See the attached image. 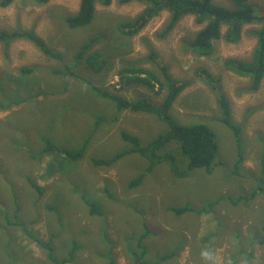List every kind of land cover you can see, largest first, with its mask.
Returning a JSON list of instances; mask_svg holds the SVG:
<instances>
[{
	"label": "rangeland",
	"instance_id": "obj_1",
	"mask_svg": "<svg viewBox=\"0 0 264 264\" xmlns=\"http://www.w3.org/2000/svg\"><path fill=\"white\" fill-rule=\"evenodd\" d=\"M80 1L13 0L6 7L0 5V28L35 30L50 47L66 55L68 65H73L72 57L85 43L100 39L93 50L108 58L107 71L95 75L79 67L75 72L130 100L141 94L155 102L163 99L164 93L157 94V87L123 89L117 74L122 61L138 62L155 51L158 60L170 66L175 79L188 83L176 99L172 114L182 124L199 119L214 130L219 146L218 165L210 175L198 169L186 177L174 178L169 167L160 164L140 186L128 189L130 181L148 166L145 158L129 154L113 166L99 167L92 158H110L128 150L130 146L122 139V131L135 134L147 145L167 131L168 125L152 115L131 111L111 123L115 112L112 102L98 98L85 81L49 73V69L62 67L58 60L45 56L27 40L12 42L8 51L0 44V102L9 100L14 104L23 91L27 93L24 104L0 111V207L6 210L5 213L0 208V264H51L48 248L43 245H51L55 255L62 258L68 257L74 242L81 248L71 264H110L111 258L115 264H136L126 244L136 245L138 237L147 231L146 264L155 263L184 240L179 255L164 264H264V245L256 240L257 245L250 247L251 240L264 238V194L247 200L257 189L258 179L264 176V79L253 91L249 89L250 78L238 76L224 66L227 58H252L257 41L252 32L258 26H246L236 43L216 41L214 54L199 56L184 46L203 28L194 16L182 18L170 33L159 38L170 17L164 10L129 36L126 32L132 29L130 22L145 5L113 0L109 6L97 5L90 25L70 29L64 19L77 12ZM249 1L264 12V0ZM214 2L233 7L232 0ZM227 30L224 26L222 34ZM31 65L43 69L26 76L20 74L21 67ZM143 66L154 67L150 62ZM201 69L220 79L221 93L230 104L233 121L241 128L240 163H236V136L219 121L222 112L217 93L197 75ZM99 115L106 122L94 131ZM88 136L84 158L67 162L62 171L59 170L64 156L60 153L45 154L42 160L30 159V154H39L45 139L63 149L75 150ZM169 148L176 152L178 163L185 164L174 145ZM229 170L235 172V180ZM29 179L37 182L44 193L35 191ZM83 196L99 202L105 215L91 217ZM220 197L208 214L193 211L178 215L171 209L207 208ZM7 216L10 222L19 221L24 226L9 224Z\"/></svg>",
	"mask_w": 264,
	"mask_h": 264
},
{
	"label": "trees",
	"instance_id": "obj_2",
	"mask_svg": "<svg viewBox=\"0 0 264 264\" xmlns=\"http://www.w3.org/2000/svg\"><path fill=\"white\" fill-rule=\"evenodd\" d=\"M38 1L39 3H46L49 0ZM112 1L113 0H81L77 12L65 17V24L70 29L86 27L93 21L97 12V5L109 6ZM133 1L141 2L145 7L143 11L130 22V27H132V29L126 32L129 36L138 33L152 18L158 16L164 10L170 13V17L167 25L164 27L165 29L158 35L159 38H164L165 35L170 33L182 18L186 16H194L196 23L203 24V28H201L192 39L186 41L184 46L188 51L199 56H211L214 54L216 41L224 39L227 42L236 43L241 39L242 31L246 26H258V29L252 32L257 40L252 53V58L249 61L227 58L224 61V66L238 76L250 78V90L254 91L259 88L264 79V12L260 11L253 2H250L249 0H232L233 7L217 4L214 0H119V3L126 4ZM12 2L13 0H1L0 5L6 7ZM224 26H227L228 30L223 35L222 28ZM103 33L107 36L105 32ZM17 40H27L31 42L45 56L62 63V67L59 69H49L51 75L70 76L71 78L85 81L92 88L91 91L94 92L98 98L112 102L115 112L110 121L111 123L118 122L123 113L131 111L152 115L159 121L168 125L167 131L157 135L147 145H143L141 139L135 134L122 131V139L130 146L128 150L120 151L110 158H92V163L97 167L113 166L122 157L129 154H139L145 158L148 161V166L136 179L130 181L127 187L128 189L140 186L146 176L152 173L155 167L160 164H166L169 167L170 174L174 178L186 177L189 173L198 169L205 170L209 175L214 172V169L218 165L216 163V158L219 150L216 141V134L208 124L201 122L203 120L199 121V119H197V121L182 124V122L174 117L172 114L173 105L180 94L186 89L188 83L175 79L171 74L170 66L168 64H162V62L158 60L155 51H150V56H148V58L138 62L128 60L122 61V68L117 74L119 75L123 89L130 86H145L149 89H155L157 87V94L164 93V97L160 102H155L148 96L142 94L138 96L137 99L130 100L121 94L93 84V82L75 72V69L79 67L80 69L84 67L88 69L90 73H94L95 75L107 71V68L109 67L108 58L103 55V52L101 53L98 50H93L95 44L100 39H91L85 43L72 57L73 65H68L66 55L55 48L50 47L47 42L35 32V30L19 27L12 31H8L0 28V44H3L6 47V50L12 42ZM7 53L8 52H6V54ZM144 62H150L154 67L150 68L143 66ZM45 67L48 68L50 66ZM39 68L43 69L42 67H36L35 65L24 66L21 67L19 71L21 75L26 76L36 70H40ZM196 73L203 78L207 84L212 86L217 93L218 102L222 112L219 121L234 132L239 155V159L236 163H240L242 159L240 158L242 155L240 136L241 128L233 121L230 104L221 93L220 79L214 77L207 69L198 70ZM67 89L68 85L65 83L64 92H67ZM26 96L27 93L25 90L19 96L18 102L14 104H11L9 100L0 102V111H9L12 107L24 104L26 102ZM35 96L38 97L39 95ZM103 122H106L105 117L102 115L97 116L93 130L96 131ZM89 141L90 136L85 138L79 148L69 150L61 148L51 139H45V146H40L39 154L35 157H32L34 156L33 154H30L29 156L30 159L38 157L39 160H42L44 159L43 156L45 154L60 153L64 156V161L59 170L62 171L63 166L67 162L77 161L84 158ZM172 144L174 145V148L178 150V153L180 152L182 157L186 160L185 164L178 163L177 157L174 154L176 152L171 151L169 148ZM23 150L25 151V146H23ZM262 172L264 174V164ZM228 173L232 175L231 179L235 180V177H233L235 172L229 170ZM29 183L39 194L44 193L43 188L34 180L29 179ZM257 184V189L250 194V198L247 200H254L258 193L264 194V176L258 179ZM112 192L115 191H109V193ZM82 198L91 217H102L105 215L104 209L99 202L86 196H83ZM221 199L222 198L220 197L216 199V201L209 203L207 208L172 207L171 209L178 215L193 211L199 214H208L212 212L214 205ZM239 199L241 200L242 196L239 197ZM0 208L6 213L4 207ZM52 210L55 211L54 209ZM6 220L11 225L24 226V223L19 221L10 222L8 216L6 217ZM24 230L26 229L24 228ZM261 230L264 234V222ZM148 235L149 231H147L146 234L140 235L137 239L136 245H129L128 242L126 244L127 251L130 253V256L135 259L136 264H146L144 257L149 253ZM238 239L240 241L242 238L239 236ZM256 240L257 244L264 245V238L254 239L251 240L250 247H253L256 244ZM184 242L180 243L172 252L164 254L159 257L155 263L151 264H164L177 257L180 253V247ZM239 244L240 250L244 251L242 243L239 242ZM43 246L48 248L47 257L53 264H71L76 252L81 248L78 243L74 242L72 249L68 251V257L59 258L53 254V248L51 245L45 244ZM250 251L251 248L249 252ZM251 255L250 252L249 257ZM110 264H115L113 258H111Z\"/></svg>",
	"mask_w": 264,
	"mask_h": 264
},
{
	"label": "clouds",
	"instance_id": "obj_3",
	"mask_svg": "<svg viewBox=\"0 0 264 264\" xmlns=\"http://www.w3.org/2000/svg\"><path fill=\"white\" fill-rule=\"evenodd\" d=\"M52 252H53V249H52ZM53 254L55 255V253L53 252ZM56 256V255H55ZM57 257V256H56ZM48 258V257H47ZM60 258V257H59ZM63 258V257H62ZM64 258H65V256H64ZM50 261V260H49ZM51 262V261H50ZM51 264H53L52 262H51Z\"/></svg>",
	"mask_w": 264,
	"mask_h": 264
}]
</instances>
